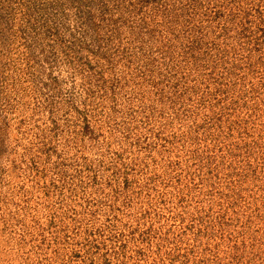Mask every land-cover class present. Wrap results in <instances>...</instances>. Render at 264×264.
Here are the masks:
<instances>
[{"label":"rangeland","instance_id":"374dc122","mask_svg":"<svg viewBox=\"0 0 264 264\" xmlns=\"http://www.w3.org/2000/svg\"><path fill=\"white\" fill-rule=\"evenodd\" d=\"M21 1L0 0V264H264V41L196 18L195 57H162Z\"/></svg>","mask_w":264,"mask_h":264},{"label":"trees","instance_id":"16d2710c","mask_svg":"<svg viewBox=\"0 0 264 264\" xmlns=\"http://www.w3.org/2000/svg\"><path fill=\"white\" fill-rule=\"evenodd\" d=\"M54 5L57 2L67 4L78 24L88 38L101 41L99 33L110 31L107 38L116 39L118 31L125 28L126 39H130L137 50L158 45V53L166 57L172 49L185 43L191 57L199 51L203 37H209L210 24L200 26L195 21L205 19L208 22H222L219 35L234 32L235 19L241 17L239 28L233 34L238 38L252 36L253 43L264 41V0H43L42 3ZM26 11L39 12V0H22ZM234 3H238L235 5ZM38 9V10H37ZM161 13L162 22L153 18ZM114 16V17H113ZM96 20V21H95ZM199 21V20H198ZM202 21V20H201ZM179 26H182L179 28ZM109 27L108 29H106ZM186 28L180 30L182 28ZM252 27V30H250ZM190 31V32H187ZM257 31L260 34H257ZM229 35L233 37L235 35ZM218 37V36H217ZM108 40V39H105ZM109 41V40H108ZM249 40L248 42H250ZM240 44V43H239ZM241 45V44H240ZM106 45L102 44L100 47ZM146 50V49H145ZM201 54V53H199ZM162 92V91H161Z\"/></svg>","mask_w":264,"mask_h":264}]
</instances>
